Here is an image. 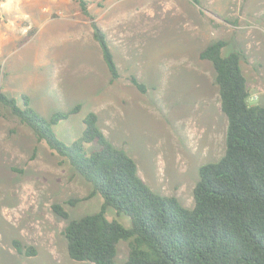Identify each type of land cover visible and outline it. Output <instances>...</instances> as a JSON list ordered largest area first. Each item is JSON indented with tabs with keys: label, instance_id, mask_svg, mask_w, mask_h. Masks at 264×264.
I'll use <instances>...</instances> for the list:
<instances>
[{
	"label": "rangeland",
	"instance_id": "374dc122",
	"mask_svg": "<svg viewBox=\"0 0 264 264\" xmlns=\"http://www.w3.org/2000/svg\"><path fill=\"white\" fill-rule=\"evenodd\" d=\"M0 0V86L44 118L81 110L53 127L67 144L80 139L84 120L99 116L108 140L135 159L140 177L156 193L195 207L202 166L226 152L227 117L216 73L200 54L224 39V55L242 52L251 104L264 106V0H89L105 29L120 77L112 75L88 18L75 0ZM136 78L146 86L139 90ZM90 154L99 148L85 146ZM93 185L69 160L38 141L9 108L0 112V264H92L75 261L63 234L71 220L98 213L103 197L72 206ZM62 204L70 218L52 206ZM107 217L131 227L109 208ZM20 241L36 249L21 254ZM129 257L121 241L117 264Z\"/></svg>",
	"mask_w": 264,
	"mask_h": 264
},
{
	"label": "trees",
	"instance_id": "16d2710c",
	"mask_svg": "<svg viewBox=\"0 0 264 264\" xmlns=\"http://www.w3.org/2000/svg\"><path fill=\"white\" fill-rule=\"evenodd\" d=\"M89 19L94 39L112 75L120 77L108 36L91 12L89 0H75ZM196 4L198 0H193ZM228 42L219 39L200 54L212 63L221 110L227 117L226 152L217 162L200 169L194 189L195 207L186 208L175 196L154 192L140 177L138 165L124 150L115 147L99 127V116L90 113L84 120L80 139L67 144L53 127L81 110L55 112L44 118L24 96L21 107L0 86L2 107L30 127L38 139L69 160L76 172L93 185L84 198L68 201L72 206L100 194L98 213L71 220L63 234L68 253L75 261L117 264L118 246L125 241L129 257L124 264H264V106L251 104L248 79L242 68V52L224 55ZM132 83L142 92L146 86L136 78ZM99 148L86 151L87 144ZM131 218V227L107 217L109 208ZM53 211L69 220L68 210L54 204ZM21 254L36 255V249L15 241Z\"/></svg>",
	"mask_w": 264,
	"mask_h": 264
},
{
	"label": "crops",
	"instance_id": "0c3cea01",
	"mask_svg": "<svg viewBox=\"0 0 264 264\" xmlns=\"http://www.w3.org/2000/svg\"><path fill=\"white\" fill-rule=\"evenodd\" d=\"M16 1V5H19L18 3L20 2V0H5L1 2L2 7H5L7 9L10 8V6L14 5V2ZM29 1V0H28ZM30 2V1H29ZM104 29V28H103ZM105 30V29H104ZM93 33V31H92Z\"/></svg>",
	"mask_w": 264,
	"mask_h": 264
},
{
	"label": "built area",
	"instance_id": "2783aa9c",
	"mask_svg": "<svg viewBox=\"0 0 264 264\" xmlns=\"http://www.w3.org/2000/svg\"><path fill=\"white\" fill-rule=\"evenodd\" d=\"M254 99H256V98L251 96L250 99H249V101L254 100Z\"/></svg>",
	"mask_w": 264,
	"mask_h": 264
}]
</instances>
